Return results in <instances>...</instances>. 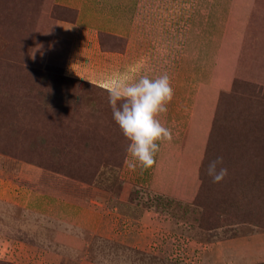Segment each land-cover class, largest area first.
I'll use <instances>...</instances> for the list:
<instances>
[{
  "label": "rangeland",
  "instance_id": "obj_1",
  "mask_svg": "<svg viewBox=\"0 0 264 264\" xmlns=\"http://www.w3.org/2000/svg\"><path fill=\"white\" fill-rule=\"evenodd\" d=\"M210 5L204 0V16ZM217 5L220 38L228 0ZM59 19L73 21L75 14L56 0H0V263L264 264V254L243 253L264 248V83L240 87L231 109L241 148L223 157L228 174L220 183L207 174L215 186L209 205H198L209 136L185 159L195 192L151 187L159 168L185 164L171 157L158 165L164 151L177 157L190 148L183 123L170 125L173 139L160 144L152 168L130 171L129 141L112 118L108 93L65 75V51L52 45ZM102 40L107 51H119L120 38ZM177 53L157 51L152 59L176 86ZM261 53L251 55L255 76L264 71ZM202 69L205 75L206 60Z\"/></svg>",
  "mask_w": 264,
  "mask_h": 264
},
{
  "label": "crops",
  "instance_id": "obj_2",
  "mask_svg": "<svg viewBox=\"0 0 264 264\" xmlns=\"http://www.w3.org/2000/svg\"><path fill=\"white\" fill-rule=\"evenodd\" d=\"M210 2V11L204 16V0H56L59 6L76 13L73 21L60 19L54 28L57 37L70 43L64 67L65 75L70 78L100 84L117 72H126L135 78L144 72L156 77L164 70L162 66L155 70L154 53L178 52L175 56L179 70L177 86L170 80L174 96L167 106V114L158 118L171 130L175 129L170 125L179 129L180 124H186L190 148L185 155L181 151L177 157L173 151L171 154L164 151L159 154V166L171 157L177 162L192 160L195 144L204 146L209 136L220 93L230 91L233 85L256 0H228L220 38L218 20H215L219 0H214L215 9L213 0ZM102 34L120 38L119 51L110 52L102 47ZM204 34H210V40L206 38L204 42ZM188 36L192 39L188 40ZM204 49H210V57L205 55L204 59L208 64L205 75ZM183 144L184 141L179 146ZM187 160L179 167L176 162L177 167L172 170L159 168L151 187L172 195L183 187L194 189L196 185L188 177ZM173 174L177 175V184L171 178ZM159 177L164 183L162 187ZM243 253L259 256L264 254V248H248Z\"/></svg>",
  "mask_w": 264,
  "mask_h": 264
},
{
  "label": "clouds",
  "instance_id": "obj_3",
  "mask_svg": "<svg viewBox=\"0 0 264 264\" xmlns=\"http://www.w3.org/2000/svg\"><path fill=\"white\" fill-rule=\"evenodd\" d=\"M97 86L108 93L112 118L129 141L125 166L133 172L137 168L141 171L152 168L160 144L170 143L173 139L171 128L158 118L167 114V106L174 96L169 75L163 73L156 77L142 75L135 78L126 72H117ZM222 165V156L208 164L207 174L214 183H220L228 174Z\"/></svg>",
  "mask_w": 264,
  "mask_h": 264
},
{
  "label": "trees",
  "instance_id": "obj_4",
  "mask_svg": "<svg viewBox=\"0 0 264 264\" xmlns=\"http://www.w3.org/2000/svg\"><path fill=\"white\" fill-rule=\"evenodd\" d=\"M72 12L75 14L76 17V13L74 11ZM102 35H101L102 47L105 46L107 48V45L102 40ZM257 36H262V38L256 40ZM262 44H264V0H256L253 11L250 16V21L246 31L244 44L241 50L239 63L237 66L233 85L230 90L231 92L224 94L222 93V96L219 97L216 114L213 119L211 132L209 133L210 135L207 143L205 158L201 166L200 177L202 184H201V188L199 189L200 192L198 193V196L195 199V202L198 205L200 204L202 206L209 205L207 202L210 196L208 191L215 186L214 184L211 186H209L208 184L207 167L209 162L215 160L217 157H221V156L225 157L227 156V154H230L232 151L241 148L243 138L237 136L235 133V129L233 127V118H232L234 112L232 113L231 104L232 102H234V100H236L235 98L237 97V94L239 93V89L242 85L246 86L247 88L252 87V85L248 84L247 81L255 82V80H257L261 83H264V71H261L262 73H257L255 76V74H251L254 71L250 64L251 55L253 54H256V56L262 55L261 51L264 50L262 48ZM52 45L53 47H56L58 51H65L64 62H63V69H64L66 59L69 53L70 43L65 39L57 37L54 33ZM247 51H248V57L246 58ZM261 68L264 70V67ZM260 89L264 90L262 88ZM234 203L238 205L240 203V200H238L237 198L234 200ZM0 264H6V263H0Z\"/></svg>",
  "mask_w": 264,
  "mask_h": 264
}]
</instances>
